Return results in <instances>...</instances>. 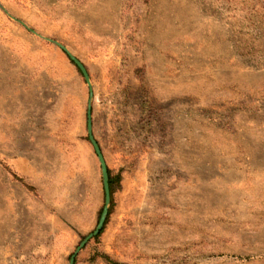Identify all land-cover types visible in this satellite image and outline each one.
Masks as SVG:
<instances>
[{"label":"rangeland","instance_id":"rangeland-1","mask_svg":"<svg viewBox=\"0 0 264 264\" xmlns=\"http://www.w3.org/2000/svg\"><path fill=\"white\" fill-rule=\"evenodd\" d=\"M47 38L120 175L74 264H264V0H0V264H69L104 205Z\"/></svg>","mask_w":264,"mask_h":264},{"label":"water","instance_id":"water-1","mask_svg":"<svg viewBox=\"0 0 264 264\" xmlns=\"http://www.w3.org/2000/svg\"><path fill=\"white\" fill-rule=\"evenodd\" d=\"M47 40L51 41L52 43H54L55 45H57L59 48H61L68 56L69 58L76 64V66L80 69V71L82 72L85 81L89 87V99L87 102V111H86V117H87V134H88V138L93 146V149L96 153V156L98 158L99 164H100V168H101V175H102V183H103V188H104V205L100 214V217L98 219V222L95 226V228L89 232L78 244V246L75 248L74 252L72 253V255L70 256L69 259V264H74V259L75 256L77 254V252L86 244V242L91 239L93 236H95L96 234H98V232L102 229L103 227V223L106 219L107 216V212H108V205L110 202V193H109V186H108V172H107V166L104 160V157L102 155V152L100 150V147L97 143V141L95 140V138L92 135V123H91V98H92V87H91V82H90V77L89 74L85 68V66L83 65V63L77 59L68 49L65 45H63L61 42L57 41V40H53V39H49L47 38Z\"/></svg>","mask_w":264,"mask_h":264},{"label":"trees","instance_id":"trees-1","mask_svg":"<svg viewBox=\"0 0 264 264\" xmlns=\"http://www.w3.org/2000/svg\"><path fill=\"white\" fill-rule=\"evenodd\" d=\"M107 172H108V186H109V193H110V198L112 200V195L114 193V191L119 187L120 184V175L119 173H115L112 174L110 169L107 168ZM110 213V208L107 212V216ZM101 214V211L99 213V216ZM107 220V218H106ZM106 220L103 223V227L102 229L98 232L97 235H95L93 238L96 240L98 238V236L100 235V233L103 231L104 225L106 223ZM101 257L104 258L106 260V262L110 263V264H118L117 260L111 258L108 254H106L105 252L101 253ZM95 257L94 255L91 257V259L93 260Z\"/></svg>","mask_w":264,"mask_h":264}]
</instances>
